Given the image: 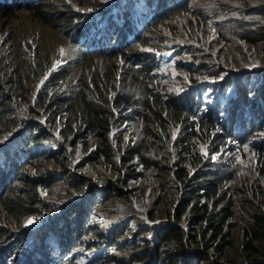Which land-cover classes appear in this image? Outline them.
Returning <instances> with one entry per match:
<instances>
[{
    "label": "clouds",
    "instance_id": "clouds-1",
    "mask_svg": "<svg viewBox=\"0 0 264 264\" xmlns=\"http://www.w3.org/2000/svg\"><path fill=\"white\" fill-rule=\"evenodd\" d=\"M262 1L264 0H238L236 2L235 0H202L198 7L200 14L198 22L169 34L168 38L173 40L174 45L181 44L180 46L172 49L171 45L168 46L162 42L165 46L160 49H156L151 44L140 47L141 50L155 58L153 63L148 64V69L151 73L152 69L156 70L155 77L163 75L160 77L169 86L166 96L168 94L180 96L187 113L191 114V120L198 119L205 113L207 120L219 122V128L222 127L226 131L227 140L224 143H217L224 130H219L217 135L216 130L210 129V132H207L199 123L192 128L189 127V132H186L187 129L181 124L173 125L168 130L152 124L151 127L155 133L147 135L142 120L138 124L139 132L134 137L133 124L125 123L122 126L125 117L121 124L122 127L114 128L112 135L121 132L122 139L132 145L140 143L138 141L140 136L142 141L154 143L153 147H144L141 153L137 152L129 162L125 161V163L119 154H113L110 156V164H108V158L105 157L97 162L87 163L83 169H78L74 164L71 167V173H74L78 179L77 188L61 178L63 171L56 161L46 162L55 171L57 180L46 192H41L46 201L58 206L49 209L48 215L42 218L36 219L35 216L29 215L23 219L21 232L32 231V234L27 237L29 242H33L36 233L44 234L45 229L59 228L62 224L70 223L72 225L70 242L66 248L55 245L54 255L56 258L60 257L55 264H117L120 260L127 264L131 260L133 249L140 246L136 253L143 252L147 240L153 241L150 246L153 251L152 255L144 263L137 260L133 264H153L155 244L159 241V234L158 231L152 229L144 230V225L158 229L163 222H170L182 225L188 230L187 224L178 223L172 214L180 201V182L176 168H186L187 172L192 175L197 167L207 162L208 165H216V172L221 176L228 172L226 167L229 165L237 169L234 177L226 181L232 202L233 243L226 246L224 256H214L213 260L226 264L227 249L234 247L235 243L241 240L243 243L240 249L247 258L245 264L264 263V190L260 192L255 190L244 168L247 164L242 163V160L248 161V156L253 159L255 169L253 176L258 180L261 188L264 162L259 158L257 146L264 144V69L246 70V63L249 59L257 62L259 57L264 61V50L260 48L264 43ZM100 2L102 6L97 9L83 6L80 13L82 19L76 27L77 31L69 36L68 41L77 50L76 60H80V56H84L86 60L92 57L109 56L112 50H127L130 47L144 45L140 39L149 35L150 28L156 22L170 12L188 6L192 7L193 0H178L176 3L175 0H100ZM36 3V0H0V7L27 10L30 4ZM113 27L120 36H114L111 30ZM184 46L199 51H202L203 47L207 48L210 53H202L201 56L206 59L204 66H207L212 74L218 75L227 70L241 72L211 85L213 92H219L211 97H206L202 91L197 90L198 84L192 82L184 71L164 78V73L158 69L159 65L164 60L171 61V58L175 61L178 51ZM259 48L260 53H258ZM180 58L191 65L202 62L201 59L197 60L192 57ZM69 60L58 64L52 62V65L57 68ZM257 74L259 75L258 83L252 81ZM174 77L177 78L176 81H170V78ZM178 81H181L183 85L180 86ZM44 82L43 78L38 81L36 96ZM213 98V103H209V99ZM10 107L11 114L16 115L15 107L13 105ZM123 114L125 115V111ZM126 116L128 119H138V117ZM119 117L120 114L117 113V118ZM43 125L48 124L43 122ZM23 127L30 126L22 123V126L9 139L16 134L24 136L21 151L25 155L30 152L27 157L28 163L35 160L42 162L41 157L54 149L45 151L48 148L46 146H53L54 142L49 144V142L40 141L36 143V147L33 142L25 144L27 137ZM35 128L38 132V128ZM55 135L61 141L63 140L59 130L55 131ZM6 141L0 143V150ZM97 147H92L90 141L89 151ZM141 157L148 159L147 165ZM80 160L82 158H79L77 162ZM127 166H129L128 169ZM155 168L163 175L162 180L157 184L144 187V183L149 180V172ZM107 174L112 176L109 187L102 188L100 182ZM132 178L141 181L139 189L148 200L145 203L141 202L140 195L138 201L128 193V190L118 187V185L128 186ZM240 178L243 183L239 181ZM58 184L67 189L63 197L55 192ZM111 189L116 191V202L120 203L125 198L132 200V207H134L132 210L129 209L127 203L122 202V205L126 215H134L137 218L138 228L133 219L106 225L110 221V212L101 208L112 205V202L107 200L102 204L105 198L99 194L103 193L105 197H111L109 193ZM169 199L174 202H169ZM151 214L153 217L150 216ZM29 218H32L30 219L32 223H29L30 220L25 223ZM142 220L145 222H140ZM132 226L134 234L143 233L145 237L141 239L131 237ZM243 229L247 230L249 237H255L254 249L251 253L245 251ZM115 230H119L123 235L119 234L116 237ZM112 246H116V249L111 250ZM61 248H63L62 251H60ZM90 250L97 251L95 258L89 261H78L80 252ZM249 259L252 261H248ZM158 260L159 258L156 257V261ZM184 261H189V259L182 258L180 264ZM191 264H199V262L195 260Z\"/></svg>",
    "mask_w": 264,
    "mask_h": 264
},
{
    "label": "trees",
    "instance_id": "trees-1",
    "mask_svg": "<svg viewBox=\"0 0 264 264\" xmlns=\"http://www.w3.org/2000/svg\"><path fill=\"white\" fill-rule=\"evenodd\" d=\"M88 1L87 7L97 9L102 6L100 0ZM36 2L30 4L27 10L43 22L54 25L63 38L69 40L71 33L77 31L82 15L67 0ZM76 3L81 5L78 1ZM261 4L264 6V1ZM14 10L0 7V13L5 12L10 16L15 14ZM183 16L189 18L187 27L198 22L191 6L168 13L150 28L149 35L140 39L144 45L112 50L109 57L122 60L117 67L103 72L78 65L80 60L85 62L98 57L86 60L80 56V60L73 63L69 60L55 68L52 61L42 55V51L36 54L35 48L31 53L20 45L13 52L10 46H0V143L7 140L0 150V264H55L60 260L54 255L55 245L68 247L72 229L70 223L45 229L44 234L36 233L33 242L27 240L32 231L21 232L24 218L29 215L42 218L48 215L49 209L58 206L46 201L41 192H46L57 180L55 171L46 162L56 161L63 171L61 178L76 188L78 179L71 173L74 164L78 169H83L87 163L97 162L102 157L108 158L110 164L113 154H119L124 163L129 162L137 152L141 153L144 147H153L154 143L142 141L139 136L140 143L132 145L122 139L121 132L112 135L114 128L121 126L125 117V120L128 119L126 115L142 120L147 135L155 133L152 124L164 130L181 124L189 132V127L199 123L207 132L216 130L217 135L219 130H224L219 128V122L207 120L205 113L191 120V114L187 113L180 96L168 94L162 97L156 78L148 69V64L153 63L155 58L140 49L148 44L156 49L165 46L155 37L170 22L184 26ZM111 30L115 37L120 36L115 27ZM21 51L27 57L26 63L20 60ZM41 78L45 82L36 96V86ZM14 104L22 108L21 111L17 110L16 115L11 114L10 105ZM117 113L120 114L119 118ZM43 122L48 125L44 126ZM22 123L30 126L23 127L27 137L25 144L33 142L35 146L40 141L54 142L55 146H46L45 151L57 149L41 157L42 162L35 160L28 163L30 152L25 155L21 151L24 136L16 134L9 139ZM56 130L62 134V141L55 135ZM225 133L224 130L217 143L227 140ZM91 134L97 135L104 146L89 151ZM112 137L114 140H111ZM257 150L260 160L264 162V144L258 145ZM79 158L82 160L77 162ZM141 159L147 165L148 159ZM226 168L228 172L223 176L216 172V165H208L207 162L197 167L192 175L186 168H176L180 201L172 214L178 223H186L188 230L170 222H163L158 229L144 225V230L152 229L159 234L153 264H180L182 258L189 259L187 264L195 260L199 264H222L213 257L224 256L226 246L233 243L232 202L226 181L237 172L232 165ZM150 216L153 217V214ZM243 232L245 251L251 253L255 237H249L246 229ZM115 233L116 237L123 235L119 230H115ZM152 242L147 240L141 253H136L140 246L135 247L127 264L137 260L144 263L153 253L150 249ZM117 264L124 262L120 260Z\"/></svg>",
    "mask_w": 264,
    "mask_h": 264
},
{
    "label": "rangeland",
    "instance_id": "rangeland-1",
    "mask_svg": "<svg viewBox=\"0 0 264 264\" xmlns=\"http://www.w3.org/2000/svg\"><path fill=\"white\" fill-rule=\"evenodd\" d=\"M61 1V0H58ZM73 7L75 11L78 13H81L83 6H87L90 1L88 0H67ZM76 1L81 3L80 5L76 4ZM202 0H193L192 2V8L194 10V14L199 17V10L198 7L200 5ZM234 1V0H232ZM238 0H235V2ZM86 8V7H85ZM15 14L10 16L7 15L5 12L0 13V46L7 48L8 46L12 47L13 52H15L20 45H24L27 49H29L32 53V51L36 50V54L40 51H42L43 56H47L53 63H60L65 60L70 59V63L75 62L76 60V54L77 50L71 45V43L64 39L62 34L57 30V28L47 22H43L40 17L33 16L31 12H29L26 9H17L14 10ZM184 19V26H179L174 22H170V25L165 26L160 33L155 37V40L164 43L165 45H168L172 47V49L180 46V45H174L173 40L169 39V34H171L173 31H176L181 28H185L189 25V18L187 16H183ZM212 20V19H211ZM210 36V31H209ZM264 50V43L260 47ZM260 48L258 49V53H260ZM148 49V48H146ZM171 49V50H172ZM210 53V51L207 48L202 49V51H199L198 49H190L184 46L183 48H180L178 51L176 60L173 61L171 58V61H163L158 69L162 73H164V78H167L169 75L181 73L182 71L186 72L189 75V78L192 82L198 84L197 90L202 91L204 96L211 97L215 94H219V92L215 93L213 92L212 88H210L211 85L215 83H219L221 80H226L228 76L234 75L235 73H240L239 70H227L223 71L220 74H212L208 71V67L204 66V63L206 59L202 57V53ZM179 54H182L179 56ZM180 57H192L193 59H201L202 62L197 64H187L185 60L181 59ZM26 56L21 51L20 60L23 63H26ZM93 58V57H92ZM121 59V58H120ZM120 59H113L109 56L104 57H98L94 60L89 61H80L78 65H81L80 67H86L89 69L97 70L98 71H105L110 70L114 67H117L118 62ZM122 60V59H121ZM170 66V68H168ZM82 69V68H80ZM256 69L257 71H260L264 69V61L261 60L259 57V60L256 62L253 59H249L246 63V70ZM168 71H170V74H168ZM156 70L152 69V74L155 76ZM159 75L156 76V81L161 89V96L166 97V93L169 91L168 83ZM258 74L254 76L252 81L259 82L257 80ZM176 77L170 78V81H176ZM174 83V82H173ZM180 86L183 85L181 81L177 82ZM213 99H209V103H213ZM16 110L21 111L22 108H20L19 105L14 104L13 105ZM140 122V119H126L122 126L125 123H131L134 125V131L133 136L136 137L139 129L138 124ZM121 126V127H122ZM131 130V127H129ZM115 135V134H114ZM89 139L91 141V146H104V143L100 141V139L96 135H90ZM114 140V137H112ZM245 162L247 164V167L245 168V171L247 174H249V182L253 184L256 191L260 192L264 190V177L262 178L263 185L260 188L259 182L253 176L254 173V167H253V159L248 156V161L242 160V163ZM88 173V172H87ZM163 175L160 174L158 169L155 168V170H152V172H149L148 178L149 180L144 183V187L151 186L154 184H157L159 181L162 180ZM112 178L110 174H107L100 182V185L102 188L109 187V181ZM240 182L243 183V180L240 178ZM140 185L141 181L139 179L132 178L130 180V184L126 187L118 185L120 189L128 190V193L131 194L135 199L139 201V195L141 197V202L145 203L147 198H145L141 191H140ZM19 186V185H18ZM55 192L58 196H65L67 189L64 188V186L58 184L55 187ZM109 193L112 195L111 197H105L103 193H100L103 198H105L102 201V204H104L105 201L110 200L112 202V205H106L102 207V210L110 212V218L106 225H113L117 223H123L124 221H130L133 219L137 223V218L134 217V215H126V212L124 211L125 208L122 205V202H125L129 205V209L132 210L134 207H132V200L125 198L120 203L116 202V191L114 189H111ZM150 196V195H147ZM99 201V196H98ZM169 202L173 203L174 200L169 199ZM100 204V205H102ZM250 204V203H249ZM101 207V206H100ZM98 213V212H97ZM98 215V214H96ZM32 218L26 219L25 223L28 222ZM136 227H139V224L137 223ZM134 227H131V237L133 238H142L145 237L143 233L140 234H134L133 232ZM242 241L238 240L235 243V246L232 248L227 249L226 252V264H245L246 257L243 254V252L240 249V246L242 245ZM116 246H112L111 250H115ZM97 251L90 250V251H83L79 253L78 261H89L95 258ZM114 253V252H113ZM248 261H252L249 259ZM73 264H81V263H73Z\"/></svg>",
    "mask_w": 264,
    "mask_h": 264
},
{
    "label": "bare ground",
    "instance_id": "bare-ground-1",
    "mask_svg": "<svg viewBox=\"0 0 264 264\" xmlns=\"http://www.w3.org/2000/svg\"><path fill=\"white\" fill-rule=\"evenodd\" d=\"M15 167V166H14ZM32 233V232H31ZM26 237V236H25ZM38 251V250H37ZM34 255H35V253H34ZM37 257V256H36ZM33 258V257H32Z\"/></svg>",
    "mask_w": 264,
    "mask_h": 264
},
{
    "label": "snow or ice",
    "instance_id": "snow-or-ice-1",
    "mask_svg": "<svg viewBox=\"0 0 264 264\" xmlns=\"http://www.w3.org/2000/svg\"><path fill=\"white\" fill-rule=\"evenodd\" d=\"M29 223H32V221L30 220Z\"/></svg>",
    "mask_w": 264,
    "mask_h": 264
}]
</instances>
